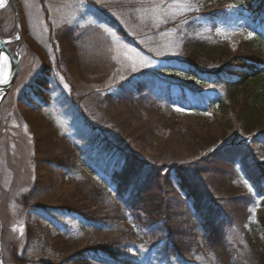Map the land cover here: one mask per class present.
<instances>
[{
	"label": "rangeland",
	"instance_id": "1",
	"mask_svg": "<svg viewBox=\"0 0 264 264\" xmlns=\"http://www.w3.org/2000/svg\"><path fill=\"white\" fill-rule=\"evenodd\" d=\"M13 1L15 6L6 0L0 10L4 34L14 33L18 23L21 27L20 33L15 31V38L2 37L13 41L12 48L17 42L21 45L16 82L0 105V262L14 264L11 255L16 251L20 258L28 259L27 264L58 263L87 244L109 246L114 240L118 243L124 233L122 230L110 236L90 234L88 224L80 217L63 211L38 212L24 205V199L36 183V165L34 139L28 126L30 120L33 124L34 113L29 112L22 98L34 92L38 80L45 78L42 80L48 82V97L37 99L44 117L71 143L89 154L86 168L97 182L106 184L116 194L114 178L124 163L92 139L90 131L78 119L74 102L80 101L81 109L100 117L96 113V99L117 92L123 82L165 86V91L172 92L175 110L189 126L190 148L218 149L223 143L217 137L219 116L214 113L212 101L221 87L208 86L202 90L200 84L194 83L199 89L192 91L189 85L193 80L181 74L190 72L181 63L184 48L188 41L217 37L227 41L233 50L237 49L240 43L264 32V2L262 5L263 0H232L217 15L204 17L201 15L206 6L204 0ZM159 76L168 79L163 78L162 82ZM246 157L261 167L256 171L258 186L247 176L240 161L231 165V158L221 162L203 160L197 165L190 164L188 169L192 185L209 203L217 204L224 211L226 242L234 264L264 262V229L260 221L264 217V177H260L264 174V149L257 146ZM134 173V180L148 184L146 175L140 171ZM172 181L174 191L167 192V198L161 197L158 186L150 184L144 201L156 202L159 208L171 210L172 215L177 213L182 220L191 202L180 192L174 176ZM59 191L64 193V198L70 193L68 186ZM56 192L48 196L62 197ZM115 207H122L131 220L128 196L122 200L110 199L109 208ZM176 221L169 223L173 230L179 226ZM29 225L45 234L48 231L54 236L61 234L72 239L66 241V255L47 249L41 239L28 243ZM122 226L126 231L133 230L134 234L139 232L147 237L151 229L160 231L156 241L146 238L143 244L137 241L130 244L129 264H217L208 249H195L201 234L196 239L179 237L181 247L188 250L183 258L189 261H183L179 258L181 255H171L172 244L164 249L161 241L167 228L163 223L148 227L140 221L139 226L129 222ZM90 260V264H116L102 255Z\"/></svg>",
	"mask_w": 264,
	"mask_h": 264
},
{
	"label": "trees",
	"instance_id": "2",
	"mask_svg": "<svg viewBox=\"0 0 264 264\" xmlns=\"http://www.w3.org/2000/svg\"><path fill=\"white\" fill-rule=\"evenodd\" d=\"M230 2L232 0H204L206 6L201 15L213 17ZM15 31L16 28L14 33L4 34L0 23L1 37L13 39ZM22 33L26 35V30ZM183 56L181 63L190 72L181 74L193 80L191 86L186 83L193 92L199 89L194 83L200 84L202 90L208 86L221 87V92L212 101L214 113L219 116L217 137L223 143L218 149L190 148L187 136L189 126L175 110L172 92L165 91V86L152 82H123L119 84L117 92L96 99V113L99 112L100 117L90 114L85 108L81 109L80 101L74 102L78 119L90 131L92 139L105 151L120 157L124 163L123 169L114 178L116 194L110 192L106 184L97 182L90 169L86 168L89 154L71 143L44 117L37 99L48 97V82L42 80L45 78L38 80L34 92L22 98L29 112L34 113L33 124L30 120L28 126L34 139L36 165V183L32 193L24 199V205L38 212L63 211L80 217L88 224L90 234L110 236L122 230L124 233L118 243L114 240L109 246L87 244L66 259H61V262L41 261V264H90L91 257L98 255L116 264H129L130 244L134 241L143 244L146 238L156 241L160 232L151 229L147 237L139 232L134 234L133 230L126 231L122 226L127 222L139 226L140 221L148 227L163 223L167 228L161 241L164 249H169L172 244L171 255L176 256L174 254L177 253L181 255L177 257L183 261H189L183 258L188 250L181 247L179 237L196 239L201 234L202 241L196 240L197 251L206 248L217 264H234L226 242L224 211L217 204L209 203L210 200L207 201L205 195L192 185L188 169L190 164L197 165L203 160L231 158V165L240 161L247 176L259 185L256 171L261 167L255 160L254 164L250 163L246 155L255 151L257 146L264 149V32L256 33L254 38L240 43L235 50L227 41L217 37L191 40L185 45ZM71 63H76L74 58H71ZM76 68L78 66L73 70ZM171 73L176 75L175 72ZM163 78L168 79L159 76L162 82ZM134 171L146 175L148 184L134 180ZM173 176L180 192L191 202V208L185 211L182 220L176 216L177 213L172 215L171 210L159 208L156 202L144 201L150 184L158 186L161 197L167 198L174 191ZM260 177L263 178L264 174ZM66 186L70 193L64 198V193L59 189ZM164 187L167 189L165 192ZM54 190H58L56 194L62 197L48 196ZM115 196L120 200L129 197L131 220L123 213L122 207L109 208V201L116 199ZM36 199L40 201L33 202ZM175 221L179 226L173 230L169 223ZM260 221L264 229V217ZM47 234L34 230L30 225L26 229L28 243L41 239L47 249L66 255V241L72 239L61 234L54 236L48 231ZM11 261L14 264H27L28 259L20 258L13 251Z\"/></svg>",
	"mask_w": 264,
	"mask_h": 264
},
{
	"label": "water",
	"instance_id": "3",
	"mask_svg": "<svg viewBox=\"0 0 264 264\" xmlns=\"http://www.w3.org/2000/svg\"><path fill=\"white\" fill-rule=\"evenodd\" d=\"M11 2L14 4L13 0H11ZM6 43H7V40L0 37V56L2 52L8 55V57L11 59V62L13 64L12 65L13 70H12V74L9 77L7 83L0 84V103L5 99L10 89L15 84L17 76H18V72H19V63L15 58V56H17V53H15L14 55L11 49L6 45ZM1 232H2V226L0 223V241H1Z\"/></svg>",
	"mask_w": 264,
	"mask_h": 264
},
{
	"label": "bare ground",
	"instance_id": "4",
	"mask_svg": "<svg viewBox=\"0 0 264 264\" xmlns=\"http://www.w3.org/2000/svg\"><path fill=\"white\" fill-rule=\"evenodd\" d=\"M3 8H0V10L3 9ZM16 18H17V22H19L18 14L16 15ZM16 28H17V31L20 33L21 32V27L19 28V23H18V25H16ZM12 43H13V41L7 40L6 45L11 49V51L13 52L14 55H15V53H17V56H15V58L18 61V63L20 64V57H19L18 52H19V46L21 45V43L20 42H17L15 44L16 45L15 48H12ZM5 57H7V60L6 61L4 59ZM12 65L13 64L11 62V59L8 57V55L5 54L4 52H2L1 53V56H0V84H5V82H4L5 78H7V81H8L9 77L12 74V70H13ZM1 103H0V105H1Z\"/></svg>",
	"mask_w": 264,
	"mask_h": 264
},
{
	"label": "snow or ice",
	"instance_id": "5",
	"mask_svg": "<svg viewBox=\"0 0 264 264\" xmlns=\"http://www.w3.org/2000/svg\"><path fill=\"white\" fill-rule=\"evenodd\" d=\"M5 3H6V0H0V8H3L4 5H5ZM249 36H252V33H249ZM4 59L6 61L7 60V57H5ZM4 82L7 83V78H5ZM0 264H2V262H0Z\"/></svg>",
	"mask_w": 264,
	"mask_h": 264
}]
</instances>
